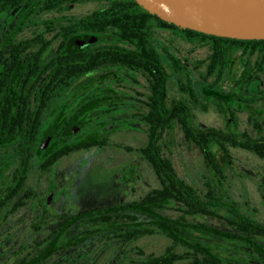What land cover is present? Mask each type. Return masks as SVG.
Listing matches in <instances>:
<instances>
[{
  "label": "flooded vegetation",
  "instance_id": "flooded-vegetation-1",
  "mask_svg": "<svg viewBox=\"0 0 264 264\" xmlns=\"http://www.w3.org/2000/svg\"><path fill=\"white\" fill-rule=\"evenodd\" d=\"M106 2L0 0V264H121V204L127 203L121 172L109 177L108 188L79 197L85 170L79 156L90 164L97 157L120 159L121 150L105 148L115 140L121 145L127 119L148 134L156 91L155 75L121 59L94 65V54L109 57L130 46L109 26L93 32L92 21L78 22ZM84 5L91 7L78 12ZM81 37L91 42L80 46ZM152 44L156 52L155 38ZM150 54L143 57L155 73L156 54ZM83 66L88 69L80 73ZM250 90L247 103L264 101V87ZM248 121L258 136L244 131L264 135V111ZM203 241L222 255L214 237ZM245 251L243 261L252 260Z\"/></svg>",
  "mask_w": 264,
  "mask_h": 264
},
{
  "label": "trees",
  "instance_id": "trees-1",
  "mask_svg": "<svg viewBox=\"0 0 264 264\" xmlns=\"http://www.w3.org/2000/svg\"><path fill=\"white\" fill-rule=\"evenodd\" d=\"M87 18L78 22L92 21L93 32L109 26L115 36L130 45L121 54L113 53L109 57L101 52L94 54L95 66L121 59L127 68L147 70L155 75V115L146 117L147 142L138 151L152 166L158 186L138 200L121 204V241L132 244L136 254L142 257L138 264H230L217 251L211 252L212 245L203 241L204 237L234 241L231 237L215 235L219 230L206 223V217L214 216L227 223L233 234L226 235L235 234L237 245L247 248L254 264H264V224L249 217L239 203L225 196V168L214 152L216 148L230 158L231 148H240L264 159V135L253 137L247 131L237 130L230 101L225 98L229 92L224 88L228 82L230 90L235 86L243 93L247 80L264 75V39L230 38L180 27L149 13L134 0H107L103 9L95 10ZM154 38L158 44L156 52ZM175 41L185 42L193 49L203 48L205 56L189 63L173 46ZM149 54H156L155 73L150 69V60L143 57ZM236 60L241 63L237 76L231 73ZM189 67L194 71L201 69L195 82L189 75ZM87 69L83 66L78 71ZM171 88L175 93L170 97ZM201 88L206 101L211 100L220 112L231 117L225 129L199 127L195 123L193 108L206 109L207 104L199 98ZM174 132H179L183 143L202 154L208 172L204 189L180 176L166 155L164 148H168ZM121 148L134 149L124 144ZM155 234L169 241L162 254H145L136 246L139 239Z\"/></svg>",
  "mask_w": 264,
  "mask_h": 264
},
{
  "label": "rangeland",
  "instance_id": "rangeland-1",
  "mask_svg": "<svg viewBox=\"0 0 264 264\" xmlns=\"http://www.w3.org/2000/svg\"><path fill=\"white\" fill-rule=\"evenodd\" d=\"M90 7L91 6H85L84 8L86 9L79 10L78 12H85L87 9H90ZM94 7L96 6L94 5ZM173 46L188 59L189 63L203 58L206 53L203 48L194 47L193 49L191 45L182 41H175ZM232 68L231 73L235 76L239 75L241 71L240 61L236 60ZM189 69H191L189 75L195 82L196 79H199V72L201 69L198 71H194L192 67H189ZM253 79L254 83L250 86L256 91L262 90L264 87V76H255ZM247 83H249L248 80ZM229 85H231V83L227 82L224 87L226 91L229 92L226 93L227 95L225 98L230 101V107L235 115V122L237 123V130L239 132L248 130L251 135L258 136V132L255 129L252 130L248 117L251 113L260 116L264 111V101L255 105L247 103L243 100L250 99V86L247 84L244 88L241 87L243 88V93H240L239 88L234 86L230 90ZM201 91L204 90L201 88L199 93H201ZM174 93L173 88H171L169 92L170 97ZM252 94L254 97L259 96V94L255 92H252ZM204 95L205 93L199 94V98L202 102L207 103L206 109L201 107L193 108L192 113L195 123L199 127H216L225 129L227 121H232L231 117L220 112L214 103L209 102L211 100L206 101ZM212 101L215 100L212 99ZM225 112L227 113L228 110L225 109ZM132 122L133 121L127 119V122H125L127 126H121V134H119V138L121 139V144L134 148L133 151H127L124 148L118 149L121 145L118 144L119 141L115 140V143H113L112 146L105 148L106 150L103 149L105 151L121 150V158H115V162H112L110 158H105L106 156H103L101 158L97 157L93 159L95 162L90 164L89 161L91 158L86 157L84 153V155L79 156L81 167L85 168V170L82 171L83 174L78 184L79 197L86 198L88 189H92L94 192H99L108 188L111 184L109 177L115 178V174L120 172L121 202L138 200L158 186V180L152 166L138 151V149L141 146H144V143L147 142L146 132L143 128L140 129L139 126H135ZM106 134L107 133L104 135ZM164 151L171 159L180 176L184 177L197 187L204 189V183L208 172L202 154L197 148L183 143L180 133L174 132V136L172 137L168 148H164ZM214 152L219 162L223 164L225 168V196H228L239 203L242 206L243 211L247 213L249 217L264 224V159L240 148H231L230 158H227L225 154L216 148H214ZM109 167L112 168L110 169ZM222 194H224L223 191ZM206 218V223L208 225L219 230V232H214L215 235L218 233L228 239L230 237L234 238L233 242H226L221 238L214 237L216 250H221L225 259L230 256L236 259L237 264H247L245 263L246 261L254 264L253 261L249 259L243 261L245 258L243 259L242 256L245 255L246 248L237 245L235 234L234 236L226 235V233L230 234L232 231L223 219L214 216ZM168 244L169 241L167 238L161 234H155L153 236L139 239L136 246L141 248L145 254H159L163 252ZM131 247L132 244L129 242L121 243V264H135L133 263L135 261L138 264L141 261L142 258H134L133 251H130Z\"/></svg>",
  "mask_w": 264,
  "mask_h": 264
},
{
  "label": "water",
  "instance_id": "water-1",
  "mask_svg": "<svg viewBox=\"0 0 264 264\" xmlns=\"http://www.w3.org/2000/svg\"><path fill=\"white\" fill-rule=\"evenodd\" d=\"M166 22L217 36L264 39V0H134ZM91 40L78 39L80 46Z\"/></svg>",
  "mask_w": 264,
  "mask_h": 264
}]
</instances>
